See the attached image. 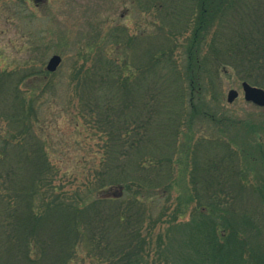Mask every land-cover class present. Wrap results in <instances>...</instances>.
Wrapping results in <instances>:
<instances>
[{"label": "trees", "instance_id": "16d2710c", "mask_svg": "<svg viewBox=\"0 0 264 264\" xmlns=\"http://www.w3.org/2000/svg\"><path fill=\"white\" fill-rule=\"evenodd\" d=\"M133 2L149 37L108 27L71 64L64 109L103 141L84 176H63L49 153L38 105L54 72L0 62V264H264V187L255 206L235 187L202 203L173 172L221 74L264 88V0Z\"/></svg>", "mask_w": 264, "mask_h": 264}, {"label": "rangeland", "instance_id": "374dc122", "mask_svg": "<svg viewBox=\"0 0 264 264\" xmlns=\"http://www.w3.org/2000/svg\"><path fill=\"white\" fill-rule=\"evenodd\" d=\"M118 25L127 26L131 34L144 32L148 37L147 33L153 29L152 25H147L144 15L136 8L133 0H0L2 66L23 73L31 70L39 73L46 68L52 55L62 56L63 62L58 70L46 78L58 84L54 88L56 94H48L41 99L43 104L38 102V106L42 112L41 118L49 125L48 130L52 136L48 144L50 156L61 166L63 176H84L80 173L84 170L83 165L85 162L94 164L97 155L88 149L103 143L101 140H92L82 126L72 122L64 109L69 98L67 94L72 92L71 64L77 60L81 62L79 57L88 50V45L101 41L108 27ZM132 56L136 57L135 51ZM38 77L41 76H27L25 82L31 85V79ZM230 89L239 92L232 103L227 101ZM51 96L54 97L53 101L49 98ZM206 96L211 113H208V117L204 116L203 121L194 128L193 145L187 154L192 158L186 161L187 164L183 163L185 166L178 162L173 166L176 179L180 176L175 188L182 191L186 183L188 190L196 193L200 197L199 201L204 203L209 187L199 176V164H202L201 168L208 166L211 163L209 156H212L214 161L220 160L222 164L225 157L232 165L228 158L233 160L237 157L240 158L237 161V172L256 175L237 176L238 181H245L240 187L242 189L237 188L241 190L240 200L248 197L250 205L255 193L260 190L255 188L264 187V176H259L264 174V108L245 100L241 81L233 74H221ZM212 114L214 118H211ZM184 142H180L181 149ZM201 144L204 146L200 147ZM261 146L263 149L259 152L258 147ZM183 155L187 157L183 153L180 158ZM245 156L252 157L255 162L249 165L248 161L246 164L243 159ZM252 164H257L255 168H259V171L250 172L254 167ZM216 189H224L225 192L229 190L223 182L217 183ZM255 204L252 202L253 206ZM193 208H187L184 219L191 216Z\"/></svg>", "mask_w": 264, "mask_h": 264}, {"label": "flooded vegetation", "instance_id": "af4514ba", "mask_svg": "<svg viewBox=\"0 0 264 264\" xmlns=\"http://www.w3.org/2000/svg\"><path fill=\"white\" fill-rule=\"evenodd\" d=\"M33 1H38V0H33ZM263 108V107H262ZM201 146H204V144H201ZM261 148V147H258ZM199 150V148H198ZM224 161L223 164L220 163L218 161H214L212 156H209L208 160H211V163L208 166H204L202 167V164H199V167L197 170H200L201 172L199 173V176H208L209 177V182H208V187L209 190H213L214 192H216V184L218 183H222L224 184L225 187H227V193L230 194L232 192V188L235 187L236 191L241 193L242 188H240L242 186V184L240 183V181H238L237 176H256L254 174H248V175H243V173L237 172V165L239 162H237L239 159H231L228 158L229 161L232 163V165L226 160V158L224 157ZM213 160V161H212ZM226 163V165L224 166V164ZM183 176V175H182ZM258 176V175H257ZM259 176H264V174L259 175ZM202 182L204 183V179H202ZM235 185V186H234ZM240 188V189H237ZM224 190V189H221Z\"/></svg>", "mask_w": 264, "mask_h": 264}, {"label": "water", "instance_id": "95a60500", "mask_svg": "<svg viewBox=\"0 0 264 264\" xmlns=\"http://www.w3.org/2000/svg\"><path fill=\"white\" fill-rule=\"evenodd\" d=\"M61 63L62 56L54 54L49 58L46 69L49 72H56ZM241 85L245 100L264 108V88L252 85L247 81H243ZM238 96L239 92L236 89H230L227 94V101L232 103Z\"/></svg>", "mask_w": 264, "mask_h": 264}]
</instances>
